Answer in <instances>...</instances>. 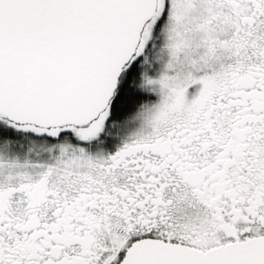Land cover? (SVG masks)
Listing matches in <instances>:
<instances>
[{
    "label": "snow or ice",
    "instance_id": "1",
    "mask_svg": "<svg viewBox=\"0 0 264 264\" xmlns=\"http://www.w3.org/2000/svg\"><path fill=\"white\" fill-rule=\"evenodd\" d=\"M0 264H264V0H0Z\"/></svg>",
    "mask_w": 264,
    "mask_h": 264
}]
</instances>
